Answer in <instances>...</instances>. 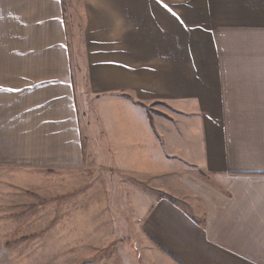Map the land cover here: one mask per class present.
<instances>
[{
  "label": "crops",
  "instance_id": "0c3cea01",
  "mask_svg": "<svg viewBox=\"0 0 264 264\" xmlns=\"http://www.w3.org/2000/svg\"><path fill=\"white\" fill-rule=\"evenodd\" d=\"M28 232L79 264H264V0H0V248Z\"/></svg>",
  "mask_w": 264,
  "mask_h": 264
},
{
  "label": "rangeland",
  "instance_id": "374dc122",
  "mask_svg": "<svg viewBox=\"0 0 264 264\" xmlns=\"http://www.w3.org/2000/svg\"><path fill=\"white\" fill-rule=\"evenodd\" d=\"M149 111L155 112L158 114H162L163 112H167V109L164 106L155 104L150 106ZM64 188L66 185H63ZM103 189L97 190V191H92L93 196L96 197V200L90 201V208L92 210V222H97L99 220L104 219V213L103 211H99L98 205L101 204L102 207H104V202H105V197L102 193ZM44 192H49V185H46V188L44 189ZM101 192V193H100ZM100 198V199H99ZM66 200V199H65ZM65 200H60L61 202H65ZM48 201V199H44L43 203ZM85 201V204H84ZM78 202V203H77ZM76 202V205H80V209L82 210L83 208L89 207L88 201L86 199L84 200H79ZM129 202V201H128ZM111 203V202H110ZM110 208V215L107 216V222L105 225L111 226L115 225L120 221V219L123 217L125 218V222H129L130 219L128 217L122 216L119 217L116 214L117 209L113 208L112 205H109ZM103 209V208H101ZM98 210L99 214H96L95 211ZM20 217H12L13 221H19ZM29 218V217H28ZM67 216L66 215H59V220H66ZM51 216L50 214H46L43 216V222L50 224ZM124 223V222H123ZM18 225L17 223H11V228L16 227ZM105 225L103 227V230L105 228ZM127 228H129L131 225L127 224ZM10 234H13V232H10ZM16 237H19L20 235L26 234L25 232H18L16 231L15 233ZM40 233H27L26 239L20 240L19 238H16L15 240L9 239L7 240L6 247L0 248V264H79V263H74L72 259L74 256H70V250L73 251L71 248L66 246L67 244L64 243V245L61 244L60 247L58 248H50V245H47L48 239L43 242V244L40 243V241L35 239L34 235H39ZM44 235L48 233H43ZM108 234V233H107ZM112 234V233H111ZM12 237V235H11ZM108 239V238H107ZM5 240V239H4ZM107 241V240H106ZM98 243V242H97ZM104 243V241H103ZM69 244V243H68ZM119 243L115 245V242L106 246V248L103 247H95L93 246L90 254H91V259L92 263H99V260H105L106 262L109 261L111 263L114 262V257L117 252V249H121L118 247L116 249V246ZM43 245V246H42ZM115 247V248H114ZM77 258V255L75 256ZM102 258V259H100ZM88 260V258H86ZM106 264V263H105Z\"/></svg>",
  "mask_w": 264,
  "mask_h": 264
}]
</instances>
